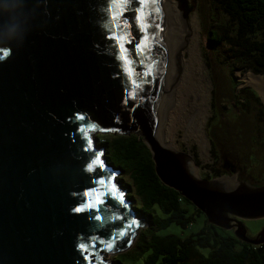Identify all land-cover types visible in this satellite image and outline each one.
I'll return each instance as SVG.
<instances>
[{
    "label": "water",
    "instance_id": "water-1",
    "mask_svg": "<svg viewBox=\"0 0 264 264\" xmlns=\"http://www.w3.org/2000/svg\"><path fill=\"white\" fill-rule=\"evenodd\" d=\"M159 1L26 0L0 20V264H114L106 254L134 243L147 220L118 188L97 132L138 135L160 181L208 223L264 243V226L249 237L242 223L264 218V183L200 177L188 152L157 141ZM179 2L186 18L191 7Z\"/></svg>",
    "mask_w": 264,
    "mask_h": 264
},
{
    "label": "trees",
    "instance_id": "trees-1",
    "mask_svg": "<svg viewBox=\"0 0 264 264\" xmlns=\"http://www.w3.org/2000/svg\"><path fill=\"white\" fill-rule=\"evenodd\" d=\"M212 5L216 17L208 27L207 39L212 48L218 49L214 57L216 61L222 58L231 71L251 70L264 77V0H213ZM231 79L232 96L236 102L229 107L235 117L233 121H239L238 106L243 112L251 111L250 107L255 106L257 118L261 119L263 110L256 107L260 105L257 95L249 89L236 92L237 82L232 72ZM218 90L213 87L212 107L213 103L216 104ZM215 114L213 112L208 119V124L218 118L219 124L223 125L220 116ZM230 125L223 126L227 129ZM216 139L218 145L229 146L237 154L230 138ZM95 140L98 147L104 148L108 164L127 173L128 178H122L123 184L132 190L126 193V197L131 202L135 200L132 208L147 220L131 247L116 253L114 264H264V243L253 245L237 239L233 233L220 234L207 225L187 234L183 232L193 225V211H201L160 181L151 152L141 137L134 133L97 132ZM239 159L242 162V158ZM262 162L260 171L264 173ZM215 172V175L222 174L219 170ZM251 182L257 184L254 179ZM262 183L264 181L259 184ZM171 224L179 227L180 232L159 233Z\"/></svg>",
    "mask_w": 264,
    "mask_h": 264
},
{
    "label": "rangeland",
    "instance_id": "rangeland-1",
    "mask_svg": "<svg viewBox=\"0 0 264 264\" xmlns=\"http://www.w3.org/2000/svg\"><path fill=\"white\" fill-rule=\"evenodd\" d=\"M173 1L175 2L178 9V15L182 20L188 19L192 14H195L197 18L198 27L196 29V33L198 34L199 54L201 56L202 63L205 66L204 73L208 76L210 82L208 85L210 90V98L208 100L209 114L204 123V133L208 141V157L207 159L200 158L195 138H189L188 141L185 140V125L180 119H178V115L175 113L177 112L176 104L173 103L167 107L168 109L165 108V119H163V121L159 119L163 139L166 142H170L173 145V148L186 151L193 156L194 165L198 167L197 175L200 177H218L220 175H215V171L219 170L222 173L221 176L234 175L236 177L235 183L240 179L252 183L251 181L254 179V183H257L255 185H258L260 182L264 181V173L261 172L262 170L260 171L263 164L262 161H264V105L253 88L247 85L241 86L240 84L239 74L249 70L231 71V67H229L227 64H224V60H222V58H219L217 61L214 58L217 52L216 50L218 49L216 47L212 48L207 39L208 27L216 17L215 10L212 5L213 0H186L187 5L191 7L186 18L183 16V10L179 8V0ZM222 46L225 47L224 44H222ZM182 56V60L185 62L188 59V54L184 52L182 53ZM231 72L233 73L235 81L237 82L236 92L242 91L243 89H249L253 91L255 95H257L260 105H257L256 107H260L263 110L261 113V119L263 118V121L259 117L257 118V114L255 113L257 110H255V106L250 107L251 111L245 112L241 111V106H238L237 113L239 121H233L235 117L233 116V111H229V107L231 104L235 105L236 102L235 98L232 96L231 84L233 82L231 79ZM214 86H216V88L219 90L215 100L216 104L213 103L212 107L211 100ZM180 87L181 83L176 85L177 97L179 95V91L181 90ZM223 96L228 97L224 98ZM213 112H216L215 116H220L223 125L226 127H228L229 123H231L230 128L225 129L224 126L219 124V121H217L218 118L212 119L208 124V119L213 115ZM216 137H219L222 140H227L230 138L231 143H233V145L236 147L237 154L240 158H242V162L237 156L236 152H232L233 149H230L229 146L220 144L218 145ZM223 158L224 160H222ZM117 171L118 173L115 176L116 181L119 183L120 188L126 196V193L132 190L131 187H127L123 184L122 178H128L126 175L127 173L125 171L120 172L118 169ZM134 202L135 200L132 199L131 204ZM191 211H193V209H191ZM193 213V225L183 229L185 234L189 233L190 231H197L204 225H207V227L211 230H217L223 235L227 234V232L233 233L232 230H224L208 223L203 212L193 211ZM139 215L141 216V214ZM242 223L246 228V234L249 237H253L264 226V218L243 219ZM145 225L142 226L139 231L143 229ZM170 230L180 232L181 229L176 225L171 224L166 229L160 230L159 233H165ZM115 255L116 253L106 254L104 258L108 260L111 259L113 262H115L113 259Z\"/></svg>",
    "mask_w": 264,
    "mask_h": 264
},
{
    "label": "bare ground",
    "instance_id": "bare-ground-1",
    "mask_svg": "<svg viewBox=\"0 0 264 264\" xmlns=\"http://www.w3.org/2000/svg\"><path fill=\"white\" fill-rule=\"evenodd\" d=\"M159 8L167 45V59L163 80V96L157 118L156 138L162 146L173 148L170 142L163 139L159 119L162 121L165 119V108L172 103L176 104L177 112L175 113L185 125V140L195 138L200 158L207 159L208 141L204 133V123L209 114L210 90L208 85L210 82L204 73L205 66L199 54L198 34L196 33L197 18L195 14H192L188 19L182 20L173 0H160ZM184 52L188 54V59L185 62L182 60V53ZM239 80L241 86L247 85L253 88L264 105L263 75L255 74L249 70L240 73ZM179 83H181V90L177 97L176 85ZM190 156L191 171L197 175L198 167L194 165L193 156ZM219 179L226 186H234L237 183H235L236 177L234 175H223Z\"/></svg>",
    "mask_w": 264,
    "mask_h": 264
},
{
    "label": "clouds",
    "instance_id": "clouds-1",
    "mask_svg": "<svg viewBox=\"0 0 264 264\" xmlns=\"http://www.w3.org/2000/svg\"><path fill=\"white\" fill-rule=\"evenodd\" d=\"M26 3V0H13L12 3L0 9V20H5L11 16H15Z\"/></svg>",
    "mask_w": 264,
    "mask_h": 264
},
{
    "label": "snow or ice",
    "instance_id": "snow-or-ice-1",
    "mask_svg": "<svg viewBox=\"0 0 264 264\" xmlns=\"http://www.w3.org/2000/svg\"><path fill=\"white\" fill-rule=\"evenodd\" d=\"M144 2H145V0H140V3H144ZM137 19H139V16H137ZM111 38H112V39H116V37H111ZM129 43H131V41H129ZM136 47L139 48L140 45L137 44ZM122 58H123V59H126V57H122ZM129 99H133V97H129ZM80 118L83 119V117H80ZM91 169H92V165L89 164V170H91ZM82 210H83L82 208H77V209H75V211H77V212H80V211H82ZM97 219H100V217H97ZM120 234H121V235H126V233H124V232H121ZM93 239H95V238H93ZM100 242H101V243H104V244L106 245V247H107L109 250H111V248L114 247V244L111 243V242H106V241H103V240H101ZM81 248L84 249V250L86 251V249L84 248V245H81Z\"/></svg>",
    "mask_w": 264,
    "mask_h": 264
}]
</instances>
